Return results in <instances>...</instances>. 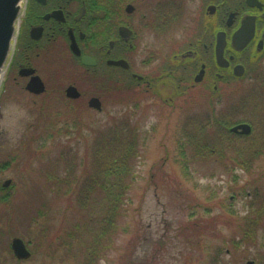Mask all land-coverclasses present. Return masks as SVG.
Returning <instances> with one entry per match:
<instances>
[{
    "label": "rangeland",
    "instance_id": "1",
    "mask_svg": "<svg viewBox=\"0 0 264 264\" xmlns=\"http://www.w3.org/2000/svg\"><path fill=\"white\" fill-rule=\"evenodd\" d=\"M156 46L165 48V40ZM38 61L44 93L17 82L11 61L0 86V264H89L85 251L108 203L96 192L81 195L97 170L94 147L103 142L110 149L105 139L121 132L128 140L133 129L140 155L123 216L116 233L102 238L103 249L91 251L94 263L264 264V111L247 106L235 112L228 98L220 117L221 107L216 112L199 104L198 96L194 120L182 87L126 92L115 79L85 73L67 47L51 46L46 62ZM69 83L81 98L66 96ZM91 93L100 97L102 110L90 106ZM219 118L246 121L251 134H217ZM43 120L55 122L53 138L41 136ZM191 139L207 144L195 146ZM251 199L259 214L250 213ZM256 215L255 240H239ZM14 236L26 242L30 258L15 256Z\"/></svg>",
    "mask_w": 264,
    "mask_h": 264
},
{
    "label": "flooded vegetation",
    "instance_id": "2",
    "mask_svg": "<svg viewBox=\"0 0 264 264\" xmlns=\"http://www.w3.org/2000/svg\"><path fill=\"white\" fill-rule=\"evenodd\" d=\"M24 4L11 65L15 80L25 82V88L33 74L40 75L38 58L45 63L48 49L57 46L67 47L71 60L95 80L115 79L126 92L137 86L158 92L168 83L182 87L181 93L189 96V118L194 120L198 96L199 104L216 112L221 107L220 117L228 98L235 112L247 106L264 111V0H25ZM164 40L170 52L156 46ZM73 41L80 55L71 48ZM83 55L96 63H83ZM25 67L35 72L24 75ZM242 123L247 122L219 118L215 132L251 134L232 131ZM221 138L225 139H216Z\"/></svg>",
    "mask_w": 264,
    "mask_h": 264
},
{
    "label": "trees",
    "instance_id": "3",
    "mask_svg": "<svg viewBox=\"0 0 264 264\" xmlns=\"http://www.w3.org/2000/svg\"><path fill=\"white\" fill-rule=\"evenodd\" d=\"M12 69H14V65H11V70ZM42 122L44 123L45 130L41 133V136H45L46 139L53 138L55 131L52 130V128L56 125L55 122L51 120H43ZM65 124L67 126L70 125L68 123ZM76 127L78 126L75 123L72 126V130H77ZM124 136L125 135H122L121 132H116L115 136H112L108 140L105 139L110 149L103 148V142L94 147L96 151L94 161L97 170L94 177H92L91 183H85L83 187L84 189H82L83 191L81 195L86 194L87 196L90 193L96 192L98 196L104 197V199L108 201V203H106L107 215L99 221L100 226L96 230L98 232L95 235L93 242H91L92 244L88 247L87 252L85 251L86 261L89 262V264H95L93 258L91 257V251L93 252L94 250L95 253L98 248L101 247L103 249L104 246L102 244V238L107 237V235H114L118 230L119 221L123 216L122 208L125 202V195L131 186V181L128 180L129 178H134L133 161L134 158H138L140 155L138 147L139 139H137L139 135H137L136 129H133L132 135H130L128 140H126ZM110 139H112L111 142L109 141ZM197 142L194 143L195 146L207 144ZM63 157H65V155ZM239 160L241 161V159ZM241 162H243V159ZM49 177L51 178L52 175L50 174V176H47L48 179ZM2 199H7V196ZM79 199L81 202L80 205H85L87 203V200H84L83 197H80ZM249 203L251 204L250 213L255 214V212H257L259 214L258 207L255 208V200L251 199ZM245 219L247 220V218ZM259 222L260 220L257 215L254 216V218L249 219V229L247 228L245 230L247 234L246 236L243 234L239 240L246 241V238H249L248 242L254 241L256 237L255 225H258ZM98 255L100 256V253H98Z\"/></svg>",
    "mask_w": 264,
    "mask_h": 264
},
{
    "label": "water",
    "instance_id": "4",
    "mask_svg": "<svg viewBox=\"0 0 264 264\" xmlns=\"http://www.w3.org/2000/svg\"><path fill=\"white\" fill-rule=\"evenodd\" d=\"M24 8V0H0V86L6 68L10 64L13 48L15 46L17 36L19 33L20 20ZM71 48L73 51L80 55L81 50L75 41H73ZM82 62L85 64H93L96 61L88 56L83 55ZM124 61H114V63L120 64ZM35 72L34 68L25 67L22 69L24 75H31ZM26 89L30 92L40 94L46 91V84L42 77L38 74H33L31 79L26 84ZM66 94L72 98H78L81 96V92L76 85H69L66 89ZM89 104L92 107L102 110V101L99 97L93 96L89 100ZM252 127L249 123H242L232 128L234 132H240L243 134H249ZM11 180L5 181L4 185L8 186ZM11 247L18 259L25 260L31 257L32 253L28 248L26 242L20 236H14L11 241Z\"/></svg>",
    "mask_w": 264,
    "mask_h": 264
}]
</instances>
